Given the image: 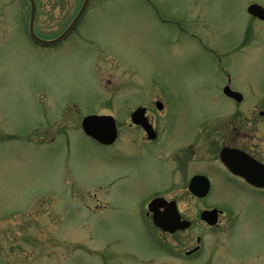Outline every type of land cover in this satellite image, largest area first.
<instances>
[{
	"label": "rangeland",
	"instance_id": "obj_1",
	"mask_svg": "<svg viewBox=\"0 0 264 264\" xmlns=\"http://www.w3.org/2000/svg\"><path fill=\"white\" fill-rule=\"evenodd\" d=\"M38 1L37 31L53 38L83 2ZM250 3L264 6L88 0L73 32L43 49L25 34L28 0H0V264H264V193L241 198L219 177L196 200L168 159L190 136L206 139L202 123L214 130L234 113L252 121L264 109V22L247 12ZM228 75L246 96L241 104L222 93ZM156 100L166 110L154 109ZM138 106L165 113V160L156 145L128 142V114ZM90 114L115 118L121 140L105 147L83 133ZM257 126L264 138V118ZM34 129L43 138L48 130L51 142H36ZM201 144L198 172L216 163ZM154 194L175 198L193 227L175 236L155 228L142 211ZM204 207L223 210L217 228L199 221ZM195 235L204 243L198 259L170 256L177 247L184 258Z\"/></svg>",
	"mask_w": 264,
	"mask_h": 264
},
{
	"label": "flooded vegetation",
	"instance_id": "obj_2",
	"mask_svg": "<svg viewBox=\"0 0 264 264\" xmlns=\"http://www.w3.org/2000/svg\"><path fill=\"white\" fill-rule=\"evenodd\" d=\"M51 5L52 6H50V8L53 9L54 4H51ZM29 8H30V4H29ZM50 8H48L49 12H51L50 14L51 17L49 18L52 20L53 14ZM38 11H39V1L35 0V21L33 24L34 33L37 37H39L42 40L52 39L54 36L48 37V35L40 34L37 31L36 23L38 19L37 18ZM252 17L254 19L264 22V20L259 19L255 16H252ZM25 34L28 37V40L31 42L32 45L37 46L39 48H43V49H48L50 47V46H44L41 43L33 41L29 37L27 27H26ZM243 41L244 42L247 41V36L243 38ZM226 77H227L226 85H224L223 88L228 87L230 90L237 92L238 94L234 96H227L223 93V88H222V93L228 100L234 102L235 104H241L244 101L246 96L244 95L242 91L237 90L231 86V79L229 75ZM262 95H264V91L260 93V98H259L260 102H262L264 105V97H262ZM238 98L240 99L237 100ZM151 106L158 111H163L165 109V105L159 100L154 101L153 105ZM136 109H143L142 112L134 116L136 120L139 121L137 123L133 120V116H132L133 111H135ZM257 115H258V118L254 116V119H252L251 121V119H249V117H246L244 113H240V112L234 113L231 118L226 119L225 122L220 125L221 126L220 128H216L214 130H210L211 128H209L208 122L204 124L202 123V125H205L207 127V129H203V131H206V133L204 132L207 135L206 139L201 140L200 138H198L197 134H195L193 136H190L189 139L185 141L183 140V143L180 146L176 147L175 148L176 150L172 151L173 153L168 157V159H170L171 161L170 162L171 167H170L169 172L178 174V179H179L178 182L180 184H185L186 189L189 192V194L196 200L205 199L211 191L214 178H219V177L225 180L227 183L236 186L234 190L238 189V193L241 198H245L247 193L263 194L264 193V138L263 136L260 137V135H258V133L262 134L261 132H263V130H261L257 126V122H259L260 118H264V109H261ZM163 117H165V113H162V114L158 113L156 116L155 114H153V112L149 110L147 106H138L134 108L128 114L127 132L129 131L128 142L130 143V145L133 147H136V146L137 147H142V146L151 147V146L156 145L158 146L157 151H156V157L159 160H165L166 156L164 155L165 151L163 150V148L165 147L164 145L168 142L170 137H166L164 136V134H160L161 129L163 130V126H165ZM113 120L115 124L116 135L112 143L102 144L96 139H93L96 143L100 144L101 146L112 147L116 145L118 141L121 140V129L118 127V124L115 118H113ZM140 121L142 122L140 123ZM204 121H207V119H204ZM159 126H161V129H159ZM261 126L263 125L261 124ZM37 129L32 130L34 132V135L36 136V139H35L36 142H37V135L38 137L40 136V139H39L40 143L41 141L42 142L48 141V143L51 142L52 135L48 132V130H46V133H47L46 138H43L41 132L40 134L37 133ZM31 133L32 132H29V134H27L26 136L32 137ZM5 135L7 134H5V132L2 130L0 126V142L1 143L5 142L4 140ZM213 136L216 137V139L213 138ZM220 138H223L224 141L220 145V147H218L217 143L222 142L219 140ZM200 142H202L201 145H203L204 148H206V146L209 148V151H210L209 157L212 158L215 155L216 163H214L212 160L211 162H209L208 167H205L203 170H201V172H198L196 171L197 169L194 168L193 162L196 160L195 158L198 154L197 145ZM223 148L236 149V150H239L241 153H243L242 156L240 157V160L238 159V163H239L238 173H236L234 170H231L228 166H225V164L220 160L219 154ZM196 176H203L208 180L209 191L207 195L203 198H198L196 195L192 194L189 191V184L191 180ZM247 177H254L255 179L254 182H256L257 185L249 181ZM159 196L161 195L154 194L150 196L148 200L149 199L151 200ZM167 200H172L175 202L176 212L178 213L180 220H187L190 222V225L186 227L185 229H182V230L179 229V230L174 231L173 233H169L167 231H164L162 229L155 227L154 225L153 226L157 228L158 230H160L166 236H175L177 234L183 233L191 229L193 227V221L183 215L176 199L169 198ZM148 202H146V206ZM204 208L211 209L208 207H204ZM206 209H202L201 211L206 210ZM142 211H144V215L146 216V218H149L151 221V213H149V210L145 208V210H142ZM159 211L163 213L165 211V208L164 207L160 208ZM199 214H198V217H199ZM218 215L219 216H218L217 224L213 226L207 225L205 222L200 220V218H199V221L203 225H205L207 228L214 229L220 225L219 218L223 215V210H220ZM194 239L196 241L195 246L191 248H186L183 251L184 258L181 257V254L179 253L180 251H178L179 249L177 247H174L173 249L169 250L170 256L176 259H182L181 261L183 260L192 261L196 258L198 259L200 255L202 254V248L204 244L202 243L203 237L201 235H195ZM208 254L211 255L212 253L209 252ZM241 264H246V262H243Z\"/></svg>",
	"mask_w": 264,
	"mask_h": 264
},
{
	"label": "water",
	"instance_id": "obj_3",
	"mask_svg": "<svg viewBox=\"0 0 264 264\" xmlns=\"http://www.w3.org/2000/svg\"><path fill=\"white\" fill-rule=\"evenodd\" d=\"M29 2L31 5L30 20H29L30 37H32V39L38 43L44 45H52L64 39L72 31V29L79 21L80 17L83 15L87 7L88 0H83V3L75 18L68 25V27L58 37H56L53 40H42L34 34L32 26L35 15V3L34 0H29ZM247 11L248 13L264 20L263 7L256 4H252L248 7ZM224 93L227 96H234L238 94L232 92L228 87L224 88ZM239 99L240 98H238L237 100ZM142 111L143 109H137L132 113L133 120L136 123L139 121H137L134 116ZM141 122L142 121H140V123ZM82 129L84 130L86 135L96 139L102 144L112 143L116 135V129L113 118L105 115L86 116L82 120ZM242 154L243 153H241L239 150L224 148L220 152V160L225 164V166H228L231 170H234L236 173H238V166H239L238 159L240 160ZM247 179L253 182L255 185H257V183L254 182L255 181L254 177H247ZM208 189H209L208 181L203 176L194 177L189 184V190L198 197L205 196L208 192ZM161 207H165V211L163 213L159 211V208ZM148 208L149 211L153 212L152 221L154 225L161 228L164 231L174 232L177 229H184L188 227L190 224L188 221L180 220V217L176 212V206L174 201L167 202L163 198H155L148 204ZM217 212L218 211L216 209L205 210L200 214V219L205 221L209 225H213L217 221Z\"/></svg>",
	"mask_w": 264,
	"mask_h": 264
}]
</instances>
